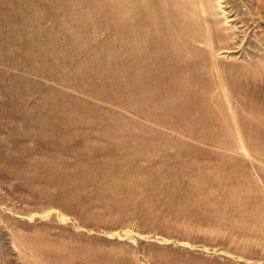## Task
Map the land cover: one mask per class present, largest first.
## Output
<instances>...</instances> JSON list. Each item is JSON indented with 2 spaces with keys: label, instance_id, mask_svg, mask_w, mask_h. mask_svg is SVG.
<instances>
[{
  "label": "rangeland",
  "instance_id": "374dc122",
  "mask_svg": "<svg viewBox=\"0 0 264 264\" xmlns=\"http://www.w3.org/2000/svg\"><path fill=\"white\" fill-rule=\"evenodd\" d=\"M0 264H264L258 0H0Z\"/></svg>",
  "mask_w": 264,
  "mask_h": 264
},
{
  "label": "crops",
  "instance_id": "0c3cea01",
  "mask_svg": "<svg viewBox=\"0 0 264 264\" xmlns=\"http://www.w3.org/2000/svg\"><path fill=\"white\" fill-rule=\"evenodd\" d=\"M258 2L261 4V6L264 8V0H258Z\"/></svg>",
  "mask_w": 264,
  "mask_h": 264
}]
</instances>
